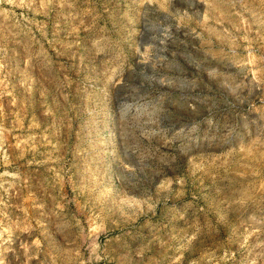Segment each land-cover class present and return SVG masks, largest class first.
<instances>
[{
  "label": "rangeland",
  "instance_id": "rangeland-1",
  "mask_svg": "<svg viewBox=\"0 0 264 264\" xmlns=\"http://www.w3.org/2000/svg\"><path fill=\"white\" fill-rule=\"evenodd\" d=\"M0 264H264V0H0Z\"/></svg>",
  "mask_w": 264,
  "mask_h": 264
},
{
  "label": "bare ground",
  "instance_id": "bare-ground-1",
  "mask_svg": "<svg viewBox=\"0 0 264 264\" xmlns=\"http://www.w3.org/2000/svg\"><path fill=\"white\" fill-rule=\"evenodd\" d=\"M240 1V0H239Z\"/></svg>",
  "mask_w": 264,
  "mask_h": 264
}]
</instances>
